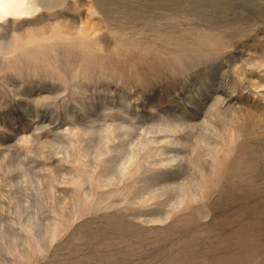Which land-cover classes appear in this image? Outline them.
<instances>
[{
	"label": "rangeland",
	"instance_id": "1",
	"mask_svg": "<svg viewBox=\"0 0 264 264\" xmlns=\"http://www.w3.org/2000/svg\"><path fill=\"white\" fill-rule=\"evenodd\" d=\"M25 12L0 21V264H264V0Z\"/></svg>",
	"mask_w": 264,
	"mask_h": 264
},
{
	"label": "bare ground",
	"instance_id": "2",
	"mask_svg": "<svg viewBox=\"0 0 264 264\" xmlns=\"http://www.w3.org/2000/svg\"><path fill=\"white\" fill-rule=\"evenodd\" d=\"M23 14H26L25 0H0V21L6 17Z\"/></svg>",
	"mask_w": 264,
	"mask_h": 264
}]
</instances>
